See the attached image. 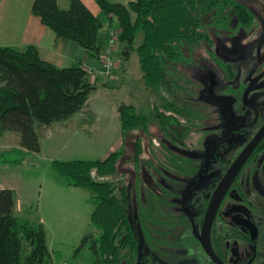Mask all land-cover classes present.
Listing matches in <instances>:
<instances>
[{
	"label": "trees",
	"instance_id": "obj_1",
	"mask_svg": "<svg viewBox=\"0 0 264 264\" xmlns=\"http://www.w3.org/2000/svg\"><path fill=\"white\" fill-rule=\"evenodd\" d=\"M102 10L94 16L81 0H71L63 10L58 0H35L32 13L53 31L58 39L76 42L92 57L102 50L99 33L116 23L121 30L120 43L127 56L136 52L145 85L178 98L187 90L179 66L188 61L204 43H212L209 25L229 30L233 22L250 30L255 16L245 5L234 0H128L127 4L96 0ZM143 32V42L137 38ZM97 88L81 62L70 68H58L44 62L38 48L0 46V136L4 132L20 135V146L31 153H41L39 134L54 126H65L81 116ZM185 91V92H184ZM180 99V98H179ZM177 113L173 102L165 105ZM134 106L122 105L120 119L124 138L136 130H148L158 122L178 120L158 109L150 114H136ZM135 162L141 156L139 141L134 148ZM123 152L105 160L54 162L53 169L69 187L90 191L97 207L92 225L100 236L91 246L96 264H138L140 240L131 216V200L122 183L113 179L120 171ZM17 194L0 190V264H48L51 251L43 224L22 222L15 213ZM86 232L82 246L93 238Z\"/></svg>",
	"mask_w": 264,
	"mask_h": 264
},
{
	"label": "rangeland",
	"instance_id": "obj_2",
	"mask_svg": "<svg viewBox=\"0 0 264 264\" xmlns=\"http://www.w3.org/2000/svg\"><path fill=\"white\" fill-rule=\"evenodd\" d=\"M234 1L253 12L255 20L252 28L244 30L234 22L229 25V30L209 25L212 43H204L194 53L187 54L186 64L178 67L188 85L186 92L178 95L180 97L172 98L160 90L149 89L144 82L138 54L131 52L127 56L122 45L116 57L121 69L113 74L116 76L112 82L115 87L102 89L91 102L101 123L98 125H104L106 120L105 125L109 126L106 129L115 127L114 109L111 106L116 104L120 107L135 106L138 115H147L158 109L168 116H174L187 129L185 141H177L176 132L161 128L154 122L147 131L136 130L127 134L118 149L124 156L120 161V171L113 179L122 183L129 193L130 216L141 244L139 257H149V264H153L156 251V226L162 231L161 235L169 231L172 236H161L166 247L170 248L172 260L169 264L200 263L202 253L196 229L188 220H183L181 210L178 213L174 208L182 202L184 183L197 171L194 164L198 161L187 155L192 152L190 147H200L203 138L201 132H204L201 122L213 118V114L206 112L218 109L214 106L218 99L227 101L232 108L238 104L240 109L242 104L239 105V98L243 97V90L253 78V72L263 69L264 0ZM143 39V32H140L136 45L139 46ZM126 62L127 65L124 64ZM230 67L235 76L230 75ZM206 95L213 97V100L205 99ZM171 102L177 105V113L165 108ZM51 130L55 131L53 128ZM78 133V136L55 133L53 137H48L40 132L41 153L18 150L19 143L11 137L3 140L11 149H0V186L15 187L24 199L26 211L22 220L39 224L43 219L51 251L48 264L97 262L91 249L101 233L91 220L97 207L95 195L67 186L56 174L53 164L105 160L117 151V143L114 137L88 139ZM137 141L142 143L143 155L136 169L134 148ZM162 214L167 221L163 220ZM170 228L175 229L170 231ZM86 232H93L95 236L82 246ZM173 241L176 244L173 245ZM140 258L137 260L140 261Z\"/></svg>",
	"mask_w": 264,
	"mask_h": 264
},
{
	"label": "flooded vegetation",
	"instance_id": "obj_3",
	"mask_svg": "<svg viewBox=\"0 0 264 264\" xmlns=\"http://www.w3.org/2000/svg\"><path fill=\"white\" fill-rule=\"evenodd\" d=\"M262 67V70L253 72V78L243 90V97L239 98V105L242 104L240 109L238 104L232 108L227 105V101L218 99L219 102L214 106L219 110L206 112L208 115L213 114V118L201 122L204 132H201L203 138L200 147H190L192 152L187 155L198 161L194 164L197 171L184 183L182 202L174 208L178 213L181 210L183 220H188L196 229L202 253L198 264H220L215 261V257L222 264H264V138L234 179L216 211L210 230V247L214 256L206 251L200 240L217 190L236 161L264 128V62ZM230 71V75L235 76L232 67ZM257 92H260L259 95ZM255 93L256 96H253ZM205 97L209 101L213 100L211 96ZM251 97L253 99L250 101ZM223 105H227L225 112ZM166 123L167 129L177 133L176 140L182 139L184 142L188 137L187 129L179 121L176 124H170L171 121ZM156 124L163 128L158 122ZM140 144L141 156L139 162H135L136 169L143 155V146ZM162 216L167 221L164 214ZM173 229L170 228V231ZM161 233L159 226H156L153 264L171 263L172 260L170 248L161 238L166 234L169 238L172 236L169 231ZM138 262L149 264L150 260L149 257H141Z\"/></svg>",
	"mask_w": 264,
	"mask_h": 264
},
{
	"label": "crops",
	"instance_id": "obj_4",
	"mask_svg": "<svg viewBox=\"0 0 264 264\" xmlns=\"http://www.w3.org/2000/svg\"><path fill=\"white\" fill-rule=\"evenodd\" d=\"M90 12L96 16L101 17L102 10L96 0H81ZM113 3L127 4L128 0H109ZM35 0H0V46L1 47H25L33 45L38 48L40 58L47 63H50L58 68H70L78 62H81L84 67L97 68L99 67V60L92 57L83 48L80 47L76 42L68 39H58L53 31L46 27L39 17H36L32 13L33 5ZM58 4L61 9L68 10L71 5V0H58ZM113 28H117L118 25L115 23ZM111 29L108 22L105 21V27L99 33V44L102 50L106 48L108 33ZM101 50V51H102ZM125 65L128 62L124 63ZM121 69V68H119ZM116 76L111 79L99 78L95 87L97 88L95 94L99 93L102 89H110L114 84L113 80ZM93 95L88 107L84 110V113L72 120L65 126H54L53 132L50 128L42 130L48 137H53L55 133L59 135H84L86 138H99L105 139L104 137H114L116 145V152H119L121 145L123 144L124 134L122 131V123L120 119V106H111L114 109L115 127L107 128L106 120L104 125L98 122V115L94 112L91 107V102L94 100ZM135 107V106H134ZM113 119V118H112ZM119 122V123H118ZM95 129H100L96 131ZM48 130V131H47ZM47 131V132H46ZM16 140L20 146V135L14 132H4L0 136V149L10 150V146H6L3 143L4 139ZM20 151L24 153H30L23 148L18 147ZM42 151V150H41ZM115 153V152H113ZM111 153V154H113ZM110 154V155H111ZM109 155V156H110ZM1 189H12L17 194L15 213L22 222H27L24 218L26 211V203L18 190L15 187H9L5 185L0 186ZM41 224L45 225L43 219L40 221Z\"/></svg>",
	"mask_w": 264,
	"mask_h": 264
},
{
	"label": "water",
	"instance_id": "obj_5",
	"mask_svg": "<svg viewBox=\"0 0 264 264\" xmlns=\"http://www.w3.org/2000/svg\"><path fill=\"white\" fill-rule=\"evenodd\" d=\"M256 83V82H255ZM254 88V85L252 86ZM264 138V128L260 131V133L256 136V138L252 141V143L248 146V148L244 151V153L241 155V157L236 161L234 166L230 169L227 176L221 183L220 188L217 190L213 201L211 203L210 209L208 211L207 217H206V223L203 229L202 237L200 238L203 247L206 249V251L212 255L213 252L210 247V230L212 226V222L214 220V216L216 214V211L224 198L226 192L230 188L231 184L233 183L234 179L237 177L241 169L243 168L246 161L249 159L251 154L255 151L257 146L260 144L262 139ZM37 166V165H36ZM217 263L222 264L220 261L214 258Z\"/></svg>",
	"mask_w": 264,
	"mask_h": 264
},
{
	"label": "built area",
	"instance_id": "obj_6",
	"mask_svg": "<svg viewBox=\"0 0 264 264\" xmlns=\"http://www.w3.org/2000/svg\"><path fill=\"white\" fill-rule=\"evenodd\" d=\"M120 34L121 30L119 28H111L108 33L106 48L102 50L99 55V67H86L90 73V81L92 85H96L99 78H113V74L119 70L120 64L116 57L122 48V44L119 40Z\"/></svg>",
	"mask_w": 264,
	"mask_h": 264
}]
</instances>
